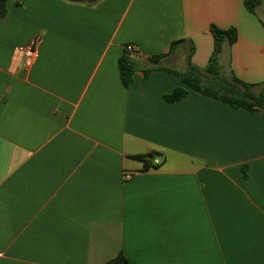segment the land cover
Returning <instances> with one entry per match:
<instances>
[{
  "label": "crops",
  "instance_id": "obj_1",
  "mask_svg": "<svg viewBox=\"0 0 264 264\" xmlns=\"http://www.w3.org/2000/svg\"><path fill=\"white\" fill-rule=\"evenodd\" d=\"M0 20V264H264V111L205 97L147 59L264 83V0H6ZM37 41L25 67L21 48ZM177 43L174 47L171 46ZM138 46L125 88L118 60ZM222 72V71H221ZM185 98L167 103L175 88ZM254 88L253 92L257 93ZM156 154L144 170L136 156ZM130 173L129 180L124 174Z\"/></svg>",
  "mask_w": 264,
  "mask_h": 264
},
{
  "label": "trees",
  "instance_id": "obj_2",
  "mask_svg": "<svg viewBox=\"0 0 264 264\" xmlns=\"http://www.w3.org/2000/svg\"><path fill=\"white\" fill-rule=\"evenodd\" d=\"M260 0H244V7L250 14H254L255 8L259 5ZM7 15L6 0H0V20ZM209 32L213 38V49L207 61L205 68L199 69L190 61V54L187 57L186 70L178 72L165 66V58L168 55H156L147 59L148 66L141 71L142 75L147 77L151 72L164 71L176 76L179 81L205 97L220 100L221 102L234 107L247 110L249 112L264 111V83L246 84L231 75L229 78L221 75L219 66V56L224 43L229 46L237 40V30L234 27L220 29L211 25ZM179 42H174V47ZM139 61L131 55L124 53L118 60V72L122 85L128 88L132 83L135 72L139 69ZM258 89L257 93L253 89ZM187 91L183 88H175L170 94L163 97L167 103H175L185 98ZM156 154L136 156L134 159L143 164L144 170L150 169L151 160ZM103 264H130L122 252L117 253L114 257Z\"/></svg>",
  "mask_w": 264,
  "mask_h": 264
},
{
  "label": "built area",
  "instance_id": "obj_3",
  "mask_svg": "<svg viewBox=\"0 0 264 264\" xmlns=\"http://www.w3.org/2000/svg\"><path fill=\"white\" fill-rule=\"evenodd\" d=\"M138 50L139 48L135 44H127L124 47V53L131 55V56H136L138 54ZM21 51L23 52V55H24L25 67L26 68L32 67L38 59L37 41L32 40L27 46H25L24 48H21ZM159 163L160 162L158 160H155V159L151 160L152 167L158 166ZM123 177L125 180H129L132 177V174L125 173Z\"/></svg>",
  "mask_w": 264,
  "mask_h": 264
},
{
  "label": "water",
  "instance_id": "obj_4",
  "mask_svg": "<svg viewBox=\"0 0 264 264\" xmlns=\"http://www.w3.org/2000/svg\"><path fill=\"white\" fill-rule=\"evenodd\" d=\"M71 2H87V3H92L94 1H97V0H69Z\"/></svg>",
  "mask_w": 264,
  "mask_h": 264
},
{
  "label": "rangeland",
  "instance_id": "obj_5",
  "mask_svg": "<svg viewBox=\"0 0 264 264\" xmlns=\"http://www.w3.org/2000/svg\"><path fill=\"white\" fill-rule=\"evenodd\" d=\"M225 68H226V67H224L223 64H222V68L220 69V70L222 71V72H221V75L226 73V72L224 71ZM223 77H225V76H223Z\"/></svg>",
  "mask_w": 264,
  "mask_h": 264
}]
</instances>
